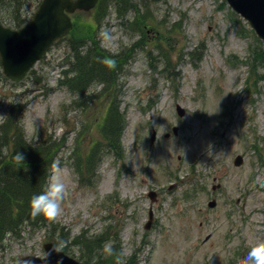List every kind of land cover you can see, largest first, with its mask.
<instances>
[{"label":"rangeland","instance_id":"obj_1","mask_svg":"<svg viewBox=\"0 0 264 264\" xmlns=\"http://www.w3.org/2000/svg\"><path fill=\"white\" fill-rule=\"evenodd\" d=\"M144 5L139 32L130 27V10L120 17L108 8L97 22L93 12L73 18L79 29L94 23L99 47L120 59L113 86L95 77L83 89L69 81L75 67L68 38L20 80L0 68V126L11 113L28 142H56L46 186L57 180L66 188L48 227L20 225L0 242V264L42 257L49 241L90 264L109 244L122 263L131 257L128 264H252L249 250L264 243L262 44L223 0ZM35 9V0H17L2 6L0 23L14 28ZM113 99L125 121L114 151L102 128ZM4 141L0 161L8 153ZM149 206L153 221L145 230Z\"/></svg>","mask_w":264,"mask_h":264},{"label":"trees","instance_id":"obj_2","mask_svg":"<svg viewBox=\"0 0 264 264\" xmlns=\"http://www.w3.org/2000/svg\"><path fill=\"white\" fill-rule=\"evenodd\" d=\"M16 1L0 0V9L2 6L11 7V4L15 5ZM146 1L144 4H146ZM38 2L39 0H35L36 4ZM144 4L143 0H99L98 7L93 14V21L97 22L102 14L105 17L108 8H112L115 14L120 17L127 13V10H130L134 14L132 21L129 23L130 27L135 25L139 32L145 17L139 7H146ZM25 21L26 19L20 20L14 26L19 27ZM96 30V25L91 21L84 24L82 29H79V24L75 21L68 36V49L75 67L72 68L74 72L70 82H75L81 87H83V83L86 84L92 77L104 81L106 86H113L111 78L117 63L120 61L116 56H108L104 50L99 48L98 43L95 41ZM260 55L264 56V49L260 52ZM124 126V117L122 118L119 115L117 106L112 103L103 127L107 148L114 151V148L116 149L117 145L119 146V142L117 144L115 142L119 141ZM0 137L5 140V151L8 150V153L6 152L0 161L1 242L6 234H17L16 229L20 225L29 227L33 225L34 227L43 228L51 223V219L43 214L35 217L31 215L30 200L33 195L46 191V182L59 146L54 141L39 144L28 142L23 136L21 128H18L12 120L11 113L8 114L4 123L0 126ZM18 153L23 154V159L18 157ZM90 155H94V151H91ZM79 243L90 256L91 252L88 245L82 241ZM98 243H100L99 240L94 245H98ZM118 256L122 260L121 251L113 248L111 255L98 257L96 264H118L116 259ZM84 263L89 264L88 260H85ZM122 264H128V262Z\"/></svg>","mask_w":264,"mask_h":264},{"label":"water","instance_id":"obj_3","mask_svg":"<svg viewBox=\"0 0 264 264\" xmlns=\"http://www.w3.org/2000/svg\"><path fill=\"white\" fill-rule=\"evenodd\" d=\"M264 41V0H226ZM96 0H42L32 19L20 30H11L0 25V66L3 74L10 79L21 78L46 52L51 44L67 34L71 22L66 13L75 10L87 11ZM179 116L184 111L177 107ZM177 128H173L174 134ZM154 134L151 135V142ZM241 160L236 158L235 164ZM153 197V193H151ZM214 201L208 204L214 206ZM151 218V211L149 212ZM147 223L146 228H148ZM44 258L25 257L18 264H80L56 250L51 243L44 246Z\"/></svg>","mask_w":264,"mask_h":264},{"label":"clouds","instance_id":"obj_4","mask_svg":"<svg viewBox=\"0 0 264 264\" xmlns=\"http://www.w3.org/2000/svg\"><path fill=\"white\" fill-rule=\"evenodd\" d=\"M18 157L23 159V154L18 153ZM66 188L62 182L54 180L48 185L46 191L32 196L30 200L31 215L33 217L43 214L48 218H55L61 212V205L65 198ZM104 251L111 255L112 246L106 245ZM118 264H122L121 258H117ZM248 260L252 264H264V243L251 248L248 252Z\"/></svg>","mask_w":264,"mask_h":264},{"label":"bare ground","instance_id":"obj_5","mask_svg":"<svg viewBox=\"0 0 264 264\" xmlns=\"http://www.w3.org/2000/svg\"><path fill=\"white\" fill-rule=\"evenodd\" d=\"M19 194V193H18Z\"/></svg>","mask_w":264,"mask_h":264}]
</instances>
